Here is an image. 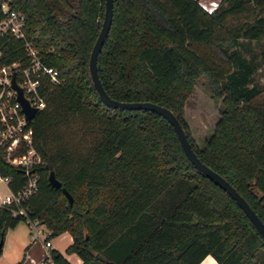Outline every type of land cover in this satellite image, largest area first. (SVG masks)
Listing matches in <instances>:
<instances>
[{
  "label": "trees",
  "instance_id": "trees-1",
  "mask_svg": "<svg viewBox=\"0 0 264 264\" xmlns=\"http://www.w3.org/2000/svg\"><path fill=\"white\" fill-rule=\"evenodd\" d=\"M7 1L25 15L27 38L53 48L48 63L64 79L29 121L42 163L37 190L23 204L27 217L44 224L49 239L68 232L65 251L81 264H198L207 255L217 264H264V238L235 200L190 162L173 126L153 111L100 100L88 63L105 0ZM251 11V18H241ZM263 40L264 0H220L210 14L195 0H113L96 64L111 98L170 109L198 158L264 223V96L257 100L262 89L252 82L254 56L239 50L240 41ZM257 63L264 72V46ZM201 74L222 108L199 145L182 115ZM50 170L60 187L49 183ZM0 174L11 177L12 191L23 184L22 170L1 156ZM20 220L25 217L0 208L1 247L6 229ZM47 259L71 264L56 249Z\"/></svg>",
  "mask_w": 264,
  "mask_h": 264
},
{
  "label": "built area",
  "instance_id": "built-area-1",
  "mask_svg": "<svg viewBox=\"0 0 264 264\" xmlns=\"http://www.w3.org/2000/svg\"><path fill=\"white\" fill-rule=\"evenodd\" d=\"M195 1L209 14L220 2ZM0 16V156L7 164L23 172V184L16 191L8 187L11 177L0 174V181L7 185V192H0V208H8L13 216L25 217L29 228L35 230L31 240L43 239L45 246L50 247L48 234H42L38 228L43 224L37 219L28 218L23 205L37 190L40 177L37 167L42 163L32 144V128L30 120L26 118L23 102L36 112L44 109L50 92L64 79L59 70L48 63L53 48H40L27 38L28 26L23 12L3 0L0 1ZM9 40H15L18 45L9 48ZM11 55L14 58L11 59Z\"/></svg>",
  "mask_w": 264,
  "mask_h": 264
},
{
  "label": "rangeland",
  "instance_id": "rangeland-1",
  "mask_svg": "<svg viewBox=\"0 0 264 264\" xmlns=\"http://www.w3.org/2000/svg\"><path fill=\"white\" fill-rule=\"evenodd\" d=\"M252 14L251 11L249 15L241 18L244 19L248 16L251 18ZM240 42L239 50L241 54L245 57L254 56L256 69L252 74V82L262 89L261 94L257 97V100L260 101L264 96V72L258 67L257 62L259 50L264 46V40L257 45L253 42ZM197 49L209 53L206 46L199 45ZM221 108L220 98L214 97L210 92L207 77L201 74L195 78L191 91L185 100L182 116L197 144L201 145L209 137ZM0 192H7V185L3 181H0ZM38 228L42 230V234H49L44 225H39ZM33 233H35V230L29 228L25 220H20L14 227H8L2 242L0 264H26L25 262L31 255L29 252L33 248L32 242H35L37 247L44 246L43 239L31 240ZM53 240L54 237H51L50 241Z\"/></svg>",
  "mask_w": 264,
  "mask_h": 264
},
{
  "label": "water",
  "instance_id": "water-1",
  "mask_svg": "<svg viewBox=\"0 0 264 264\" xmlns=\"http://www.w3.org/2000/svg\"><path fill=\"white\" fill-rule=\"evenodd\" d=\"M112 5H113V0H105L104 17H103L98 35L92 46L90 57H89V63H88L90 78L92 80V84L94 88L96 89V92L100 100L105 105L111 108H119V109H127V110L143 109V110L153 111L163 116L173 126L175 133L179 139L180 146L183 149L185 155L190 160V162L195 166L197 170H199L202 174H204L212 182H214L216 185H218L223 190H225L231 196V198L235 200L237 205L243 210L247 218L252 222V224L255 226L257 231L264 238V223L255 213V211L250 207L248 202L237 192V190L223 176H221L219 173L212 170L210 167H208L198 158L179 120L177 119L176 115L170 109L162 105L156 104L154 102H151V101L116 100V99L111 98L104 90L101 84V81L99 79V76H98L96 62H97L98 53L100 52L102 44L104 43L107 37L108 31L110 29V25L112 21ZM19 98L22 100L20 93H19ZM23 109L25 111L26 118L29 120L36 113V110L29 108L25 102H23ZM48 181L52 186L56 188L60 187V182L56 179L53 170H50L48 174ZM62 190L64 194L66 195V197L68 198L69 203L71 204L72 197L65 189H62ZM0 248H1V244H0ZM109 264H113V263L109 262Z\"/></svg>",
  "mask_w": 264,
  "mask_h": 264
},
{
  "label": "crops",
  "instance_id": "crops-1",
  "mask_svg": "<svg viewBox=\"0 0 264 264\" xmlns=\"http://www.w3.org/2000/svg\"><path fill=\"white\" fill-rule=\"evenodd\" d=\"M44 225V224H43ZM32 242V241H31ZM72 242V237L68 232H62L51 241V246L37 247L35 242H32V249L29 252L30 258L25 262L26 264H52L49 259H47L48 253L51 249H56L59 251L71 264H81V259L74 253H66V248ZM41 248V249H40ZM198 264H217L216 260L210 256H205Z\"/></svg>",
  "mask_w": 264,
  "mask_h": 264
}]
</instances>
